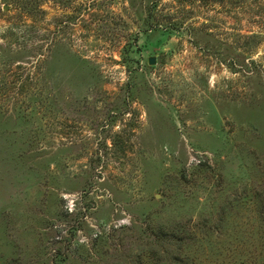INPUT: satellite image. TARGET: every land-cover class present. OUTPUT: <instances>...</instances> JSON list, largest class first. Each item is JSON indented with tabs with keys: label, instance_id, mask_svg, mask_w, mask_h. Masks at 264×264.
Instances as JSON below:
<instances>
[{
	"label": "rangeland",
	"instance_id": "374dc122",
	"mask_svg": "<svg viewBox=\"0 0 264 264\" xmlns=\"http://www.w3.org/2000/svg\"><path fill=\"white\" fill-rule=\"evenodd\" d=\"M0 264H264V0H0Z\"/></svg>",
	"mask_w": 264,
	"mask_h": 264
},
{
	"label": "water",
	"instance_id": "95a60500",
	"mask_svg": "<svg viewBox=\"0 0 264 264\" xmlns=\"http://www.w3.org/2000/svg\"><path fill=\"white\" fill-rule=\"evenodd\" d=\"M149 63H150V65H155L156 61L154 58H152V59H150Z\"/></svg>",
	"mask_w": 264,
	"mask_h": 264
}]
</instances>
